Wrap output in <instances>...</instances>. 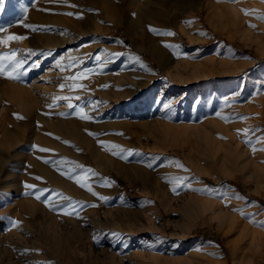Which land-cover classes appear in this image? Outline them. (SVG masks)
<instances>
[{
	"label": "rangeland",
	"instance_id": "374dc122",
	"mask_svg": "<svg viewBox=\"0 0 264 264\" xmlns=\"http://www.w3.org/2000/svg\"><path fill=\"white\" fill-rule=\"evenodd\" d=\"M154 2L161 8L152 17L127 8L118 20L67 0H0V37H24L0 45V56L14 53L24 62L10 79L16 73L0 61L7 65L1 105L23 122L6 94L13 83L21 91L41 84L57 60L66 78L54 87L64 84L67 99L37 108L71 123L92 147L66 134L78 159L43 161L71 189L47 185L33 172L0 189V264H264V21L256 18L264 2ZM66 18L75 26L66 28ZM151 48L163 53L164 64L151 58ZM159 123L192 129L165 139ZM42 125L28 127L30 147L21 142L20 153L35 151L36 133L49 132ZM25 164L11 167L19 175ZM26 199L42 206L46 223L40 213L25 222L18 204Z\"/></svg>",
	"mask_w": 264,
	"mask_h": 264
},
{
	"label": "bare ground",
	"instance_id": "6f19581e",
	"mask_svg": "<svg viewBox=\"0 0 264 264\" xmlns=\"http://www.w3.org/2000/svg\"><path fill=\"white\" fill-rule=\"evenodd\" d=\"M67 1L77 4L79 7L80 6L82 7L83 5L84 6L87 5V6L94 8V9H99L100 10L99 12L102 14L103 17L113 16V17H116L118 20H120L119 15L123 9L128 10L127 8H129V9L136 11L138 13L139 17H141V19H142V18L152 17L156 13L155 8H158V9L161 8L160 6L156 5L154 0L153 1L152 0H67ZM158 1H160L161 5H162L165 2H169L171 0H158ZM205 7H206V9H210V11H212L214 8L211 1H208L207 3H205ZM222 7L225 10H229V11L235 10L234 7H228V6H224V5ZM68 9H69V7H68ZM67 13H68V11L66 12V14ZM88 17H90V16H88ZM222 20H224V19H222ZM116 22H117V20H116ZM73 26H75V22L71 19L66 18V28L69 27V29H70V27H73ZM78 34H76V35H78ZM70 38H72V37H70ZM48 39L49 38L47 37L45 40L48 42L49 41ZM31 42H32V40H31ZM31 45L35 46L36 44L33 43ZM46 45H53V44H46ZM135 50L137 51V53L140 52L139 46H136ZM148 52H149L151 58L153 60H155L158 64H164V56L160 50H158L156 48H151L148 50ZM41 61H44V60L41 59ZM41 61H38V62H41ZM35 62H37V61H35ZM49 63L50 64H48V66H47L49 68V70L44 71V73H43L44 75L39 77V79L41 80V84L38 82H33V86H32L31 90L25 89L24 91H21V89L19 87H16V85L13 83V88L11 89V91L9 93L6 94L7 97L10 100H12V102L15 103L17 110L22 111L25 114V120L24 121L22 120L23 122H18V120L16 118H14V115L12 114V112H10V107L5 106V105H1V102H0V132L3 134L2 138L0 140V189L3 191H8V189L10 190L12 187L15 188L16 186H19L20 181L24 178V176L29 175L30 172H33L34 174H36L38 176H42L45 180L44 183L47 185H52V186L57 185L60 187L62 186V187H66V188L71 189V187L67 183H65L59 177H57V175H55V171L51 170L48 166L43 164V161H46V159L49 155H55V156L59 155L61 157V159L58 162L59 163L61 162L63 164L65 163L67 157L78 159V156H76V154L72 153L70 148L66 147V143H65L66 140H64L66 138V134L70 138H75L76 141L78 142L79 146H86V148L88 150H90V151L92 150L90 141L88 140V138L85 135H82V133L80 132L79 129L75 128L71 123H69V126H66V120L65 119L62 120V119H58L57 117L54 118L51 115H47L46 111H48L49 108H47L48 110H46V111L41 110V108H39L40 110H38V108H37V106H39V103L40 104L41 103H47V102L48 103H57V101H61V99H55V98L66 97V94H63L62 91L60 90L62 87H58V86L56 88L54 87V83H57L59 80H61V81L64 80L66 78L65 77L66 75L63 76V74L60 73L61 72L60 71L61 66L59 67V62H57V60L54 62L50 61ZM38 64H40V63H38ZM222 64H224V63H222ZM183 69H184V67H183ZM56 71H58V74H60L59 78H56L57 77ZM33 77H34V75H33ZM224 87H225V84H222L219 87V91L222 90ZM33 90H35V92L37 93L35 95V97L29 95L31 93L33 94V92H32ZM64 93H66V92H64ZM63 102H64V100H63ZM48 106H49V104H48ZM49 111H52V110H49ZM63 113H65V112H63ZM16 117H18V116H16ZM36 121L37 122L39 121L40 123H42L43 124L42 126L44 128H46L49 132L47 133V135H45V134L37 131L38 133H36V137H35L36 142H37V145L35 147V151L32 154H27V153L22 154L17 150L18 149L17 147L19 144H21V142H22V144L25 143V145L30 143L29 141H27V139L24 137V135H25V132L28 131V127ZM9 125L12 126V129L8 128ZM191 129H192V127H190V126L175 127L173 125L159 123L157 133H158L160 138H165V139L173 138L174 139V138H178L180 136L188 137L189 136V130H191ZM39 131H41V129H39ZM247 131H249V130H247ZM232 136H234V135H232ZM20 137H22V138H20ZM204 138H206V136H204ZM29 145H27V146L30 147ZM39 149H47L48 151H40ZM51 158H49V159H51ZM54 160H55V158H54ZM22 161H25L26 164L24 165V167L23 166L21 167L22 170L20 171V174L16 175L15 174L16 172L14 173V170L11 167L13 165H11V164H12V162H14L15 164L17 163L18 165H20V164H22ZM97 162H98V166L100 168H102V165H104V163L100 159H98ZM50 165H54V164L50 163ZM137 177L140 178L143 182H145L146 177L144 175L136 176V178ZM157 192H159V190L155 191V193H157ZM163 195H165V194H162L161 196H163ZM155 198H158L160 200L162 197H160V196L158 197V195L155 194ZM163 200H164L163 198H162V200H160L161 203ZM18 205H19L18 206L19 209H21V211H23L24 214L27 216V217L23 218V219H25V222H27V224L29 222L28 218H30V216H33V215H36L39 213L41 215V220L44 223L47 222L45 215H44L45 210L42 208L41 205L37 204L36 202H34L30 199H26V200L21 201ZM49 217H50L49 223L54 222V220H52L53 217H51V216H49ZM50 229H51V227H47L45 233L51 232ZM244 237H245V235L243 233H241L239 235L238 245L243 240H245ZM15 239H13L14 242H15ZM13 240H11V241H13ZM3 241H4V239H3ZM16 241H18V240H16ZM7 242H9V241H7ZM41 242H42V239H41ZM43 243L45 244V242H43ZM135 255L139 258H143L145 256V254H143L142 251L139 250L138 248L136 250ZM149 256L151 258L160 259V257H158V256H154V255H149Z\"/></svg>",
	"mask_w": 264,
	"mask_h": 264
},
{
	"label": "snow or ice",
	"instance_id": "6c2138e0",
	"mask_svg": "<svg viewBox=\"0 0 264 264\" xmlns=\"http://www.w3.org/2000/svg\"><path fill=\"white\" fill-rule=\"evenodd\" d=\"M230 2H237V0H230ZM262 2H264V0H262ZM74 7V6H73ZM241 11L245 14V15H252L253 12L255 10H249V9H241ZM68 15H72V13H67ZM257 19L264 21V15H257L256 17ZM251 27H255L254 25H250ZM27 27H31L30 25H28ZM151 31H155L154 29H150ZM167 35H172V33H166ZM24 37H18V36H7V37H0V45H6L7 42L12 41V40H19V39H23ZM14 53L11 55H4V56H0V61H8L11 64V72L12 73H16V75H8V78L10 79H15L18 78L19 76V72L18 69L23 65V61L22 60H15L14 57ZM97 59H99V57H97ZM6 67L7 65L4 63H0V75H5L6 74ZM75 79V78H73ZM61 87H64L63 85H61ZM55 99H67V97H57ZM69 107H72L71 104L68 105ZM17 118H21V117H17ZM82 118L84 119H89V117L86 116H82ZM67 143V142H65ZM112 147H116V146H112ZM40 151H48L47 149H39ZM264 150V149H262ZM113 154L115 155L116 153L113 152ZM150 166V165H149ZM178 167H180V165H177ZM76 167H81L79 165H76ZM71 178V177H70ZM76 183L79 184L81 187H86V183L82 182L80 179H76ZM27 187L31 188L33 187L32 185H28ZM88 191H91V188L88 187L87 189ZM43 195V190L36 196L37 199H40V196ZM93 195H96V193H93ZM67 199V198H65ZM103 199V198H102ZM66 214H70L67 213ZM14 226L16 222H13Z\"/></svg>",
	"mask_w": 264,
	"mask_h": 264
}]
</instances>
